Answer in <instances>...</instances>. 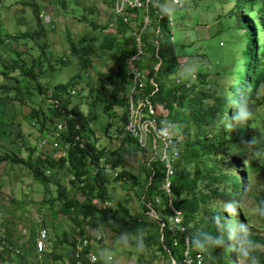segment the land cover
I'll list each match as a JSON object with an SVG mask.
<instances>
[{
	"label": "rangeland",
	"instance_id": "1",
	"mask_svg": "<svg viewBox=\"0 0 264 264\" xmlns=\"http://www.w3.org/2000/svg\"><path fill=\"white\" fill-rule=\"evenodd\" d=\"M111 2L0 0V155L25 157L31 151L32 156L58 157L60 148L49 143L55 135L54 122L57 119L48 108L52 85L56 81L70 82L74 92L68 95V103L76 102L82 112L86 111L90 85L116 67L113 50L99 47L103 36L117 39L113 34ZM257 5L255 2L250 7L247 0H187L184 10L175 14L168 27L171 48L181 63L168 80L176 74L179 78L187 77L186 69H191L194 74L204 69L207 70L208 88L217 90L220 88L218 84H225L227 78L221 70L228 69L231 63L222 57L240 50L246 29L252 24L258 25ZM260 23L264 27V19ZM33 28L38 29L39 34H30ZM19 32H25L26 36L13 37ZM80 36L92 40L91 61L85 69L79 66L76 55L69 49V39L74 43ZM12 43L16 48L14 52L10 51ZM18 54L20 61L32 64L35 77L42 85L40 91L34 85L35 81L19 73L17 67L12 69L5 65ZM144 58L142 66H151V59ZM4 68L7 74L1 73ZM116 86L117 94L125 93V85ZM256 92L255 118L250 124L260 128L264 124V82L257 85ZM101 105L100 102L94 109L95 117L82 134L97 147L104 146V152L111 158L123 156L124 161L117 165L118 169L138 175L134 182L129 175L124 178L107 176L105 187L108 197L120 200L129 214L142 213L140 193L146 180L145 164L151 152L133 140L121 139V107L113 106L104 112ZM112 111H115L114 115ZM256 131L254 136L260 137L264 127ZM172 132L180 138L175 125ZM40 139L45 142L39 144ZM231 156H224L228 161L222 166L242 174V186L235 198L229 194L231 186L221 184L228 192L222 203L238 205L232 223H247L251 234H258L264 240V220L252 214V209L258 205L256 194L264 195V137L245 153ZM44 168L49 178L64 185L72 197L81 200L87 195L78 185L70 184L66 163L45 165ZM52 181L47 183L50 190L47 196L55 194ZM43 195V185L32 178L28 167L22 163L0 161V251L9 249L4 251L6 258L0 260V264H66L65 245L75 243L83 235L88 238L90 251L101 258L108 254L112 256L110 264L121 261L128 264H171L162 251L137 242L146 232L155 231L154 225H147L145 231L138 230L133 235L118 233L100 224L82 222V227H79L59 211L57 202L53 205L43 203ZM92 200L100 205L99 199L93 197ZM109 201V205L114 207L113 201ZM116 214L119 215L118 212ZM143 214L148 220L152 217L147 212ZM41 227L46 228V235L44 246L38 249L37 232ZM31 233H34L35 248L29 247ZM98 234L100 237L96 240ZM20 242L26 251L16 249L15 244ZM141 245L144 246L143 251H138ZM232 254V264H236V254Z\"/></svg>",
	"mask_w": 264,
	"mask_h": 264
},
{
	"label": "trees",
	"instance_id": "2",
	"mask_svg": "<svg viewBox=\"0 0 264 264\" xmlns=\"http://www.w3.org/2000/svg\"><path fill=\"white\" fill-rule=\"evenodd\" d=\"M153 2L154 0H152L149 9L150 22L144 34L146 51L152 64L147 67L145 82L142 87L137 88L135 94L145 95L152 104L160 105L166 109L165 115L159 113L156 114V117L158 119L164 117L165 121H170L171 131L175 125L180 134L177 141L180 151L172 176L171 193L172 203L181 215L189 240L202 232L217 236L222 229L216 230L211 217L212 214L222 210V200L228 193L221 187V184H229L231 186L229 194L235 198L242 186V174H237L236 171H231L227 167L223 168L222 165L228 161L224 156L232 157L231 155L245 153L253 146L244 145L242 141L250 140L257 132L255 129L264 127L262 124L260 128H256L251 126V121H249L243 126L244 128L234 124L231 130L233 123L231 117L235 112L233 101L243 91L250 98L252 110H255L256 87L260 82H264V27L260 23L264 19V0H247L250 7L258 2L255 9L259 12L258 25L252 24L246 29L243 47L240 50L232 51L222 57L231 65L228 69L221 70L225 73L227 81L225 84H218L220 88L217 90L214 87L208 88L207 70L204 69L196 71L195 81L189 76L175 81L174 77L177 74L170 81L168 80L171 75L176 73L179 63L169 42L167 17L159 14L158 9L153 6ZM35 15L38 18L36 11ZM112 26L113 34L121 37L116 39L113 36L114 39H112L103 36L99 47L113 50L116 67L112 71L105 72L103 76L96 79L95 83L90 85L88 90L90 99L87 101L85 112L80 110L78 103H68L70 89H73L70 82L56 81L52 85L50 97L55 101H51L48 108L52 115L64 119V129L58 145L60 149L64 150V156L58 155L57 158L45 154L32 156L30 151L25 157L2 154L0 161L22 163L28 167L32 178L43 185L42 202L51 205L57 202L59 211L75 225L82 227V222L100 224L118 233L128 235H133L138 230L145 231L147 225H154L155 231L146 232L140 236V240L137 242L140 241L147 247H155L162 251L169 259L173 258V264H186L181 253L182 236L172 232L166 225L160 228V220L157 217L152 216L148 220L143 214L149 207H152L162 218H166L170 212L167 206H162L166 204V197L159 191L162 168L156 156H150L145 164L146 180L140 193L143 212L131 215L120 200L108 197L106 194L105 182L108 175L99 168L94 169V166H98L100 158H104L110 166L115 167L124 161V157L115 155L111 158L104 152V146L97 147L94 142L86 140L82 134L95 117L94 109L101 102V109L104 112L113 106L121 107L122 111L119 114L121 121L119 130L123 133L121 139L135 142L124 129L126 122L125 93L117 94L116 92L118 89L116 84L126 85L127 82L124 61L130 51L125 45L127 37L124 36V32L127 30V26L120 19H117ZM38 31L33 28L30 34H39ZM18 36H26V34L20 32ZM91 48L92 40L88 37L80 36L74 43L69 39V49L76 55L82 69H85L91 61L89 55ZM19 58L18 54L5 65L8 64V68L12 69L17 67L19 73L35 81L34 85L40 91L42 85L35 77L32 64L23 63ZM156 62L159 63L155 66ZM2 71L7 74L6 70ZM149 77H152L156 82V87L149 82ZM210 81L213 82L214 79ZM62 93L64 96L61 95ZM32 109L37 111L36 108ZM112 114L114 115L115 111H112ZM56 163H66L70 174V184H76L86 191L87 195L84 198L78 200L72 197L64 185L49 178L44 171V166ZM127 175L133 182L138 177L137 174H132L123 168H120L114 177L124 178ZM50 181L55 184L53 196H47L50 193L47 183ZM157 194L160 197L158 202L154 200V196ZM93 197L100 200V205L93 202ZM108 198L113 201L114 207L102 203L103 200H109ZM256 199L259 204L264 201V195L256 194ZM117 212L119 215L116 214ZM223 215L232 223L233 216H229L227 212H224ZM64 234L65 232L62 231L63 236ZM174 235L177 237L175 244L172 242ZM252 238L261 243L264 242L258 234H252ZM74 244L65 245L66 264H89L86 261L89 244L83 248L77 262V258L73 254ZM29 245V247L35 248L34 233H31L29 237ZM15 246L21 252L26 251L21 242L16 243ZM7 250L9 249L4 248L0 251V260L6 258L3 253ZM201 256L202 264L233 263L232 252L221 249L212 250L211 255L201 253ZM96 264L108 263L103 259H98ZM262 264H264V257H262Z\"/></svg>",
	"mask_w": 264,
	"mask_h": 264
},
{
	"label": "built area",
	"instance_id": "3",
	"mask_svg": "<svg viewBox=\"0 0 264 264\" xmlns=\"http://www.w3.org/2000/svg\"><path fill=\"white\" fill-rule=\"evenodd\" d=\"M152 4V0H112L111 5V17L113 25L117 19H120L123 24L127 26V30L124 32V36L127 37L125 45L129 48V53L125 57V69L127 73V82L125 87V99H126V122L124 129L128 135L135 140L140 147H147L151 156H156L161 163L162 176L159 182V191L166 197V204L170 212L166 215V218L159 217L156 211L149 207L146 211L149 215L157 217L160 220V228L166 225L172 232L182 236L181 240V253L183 260L186 264H202L201 253L193 250L190 246V240L185 226L182 223L181 215L176 207L172 203L171 182L172 176L175 171V164L180 148L178 146V137L171 131L170 121H165L164 117L158 119L156 114L165 115L166 109L160 105H154L148 99L147 96L135 94L137 88L142 87L146 79L147 68L142 66L141 60L144 57H149L146 49V40L144 38L145 30L150 22L149 9ZM167 17V25L171 24V20ZM114 33V32H113ZM121 36H117L119 39ZM148 40V39H147ZM156 42V40H154ZM156 54V53H155ZM181 64V63H179ZM156 66V63H155ZM194 74V73H193ZM175 81L180 78L176 75ZM149 82L156 87V82L152 77L148 78ZM73 93L74 90L70 89ZM55 101V99H51ZM159 107V110L156 109ZM64 129V119L57 117L54 122V134L52 140L49 142L51 146L59 147L61 133ZM44 139H40L39 144L44 143ZM65 152L59 149L58 155L64 156ZM100 169L110 177H114L119 170L117 166L112 167L104 160L99 159L98 166H94V169ZM154 200L158 202L160 200L159 194L154 196ZM104 205H109V200H103ZM46 235V228L41 227L37 232V246L41 249L44 246V237ZM99 234L95 236V239H99ZM172 242L177 243V237H172ZM89 244L86 235L80 236L74 244L73 254L79 261L83 248ZM98 259H103L110 264L112 256L108 254L106 258H101L97 253L88 250L86 252V261L89 264H96ZM171 264H173V258H170ZM117 264H128L124 261Z\"/></svg>",
	"mask_w": 264,
	"mask_h": 264
},
{
	"label": "clouds",
	"instance_id": "4",
	"mask_svg": "<svg viewBox=\"0 0 264 264\" xmlns=\"http://www.w3.org/2000/svg\"><path fill=\"white\" fill-rule=\"evenodd\" d=\"M187 0H154L153 6L158 9L161 16H168L171 20L178 11L184 10V5ZM187 75L191 79H195L191 69H186ZM249 96L241 91L238 98L233 101L235 109L231 117L232 126L239 125L241 128L248 124L249 121L255 118V114L250 105ZM257 130V129H255ZM264 137V132H261L260 137L253 136L250 140L242 141L244 145H257L259 139ZM238 205L235 203H224L221 211L212 214V221L217 231L220 234L212 236L208 232L199 233L190 240L189 246L200 253L211 255L212 250L221 249L236 254V264H262L264 257V243H260L252 238L249 226L245 222L232 224L227 217L223 215L227 212L229 216H236ZM252 214L264 218V201H261L252 209ZM144 246L141 245L138 251H143Z\"/></svg>",
	"mask_w": 264,
	"mask_h": 264
},
{
	"label": "crops",
	"instance_id": "5",
	"mask_svg": "<svg viewBox=\"0 0 264 264\" xmlns=\"http://www.w3.org/2000/svg\"><path fill=\"white\" fill-rule=\"evenodd\" d=\"M27 28V27H26ZM29 29L27 28L26 29V31H28ZM32 30V29H31ZM30 32V31H29ZM20 33V32H19ZM19 34H16L15 36H13V37H19L18 36ZM10 51H12V52H14V51H16V48L15 47H13V43H12V46H11V48H10ZM149 57H145L144 59L146 60V59H148ZM5 70H6V68H4ZM3 69V70H4ZM1 73H3V71L1 72ZM4 74V73H3Z\"/></svg>",
	"mask_w": 264,
	"mask_h": 264
},
{
	"label": "water",
	"instance_id": "6",
	"mask_svg": "<svg viewBox=\"0 0 264 264\" xmlns=\"http://www.w3.org/2000/svg\"><path fill=\"white\" fill-rule=\"evenodd\" d=\"M159 62H156V65H158Z\"/></svg>",
	"mask_w": 264,
	"mask_h": 264
}]
</instances>
